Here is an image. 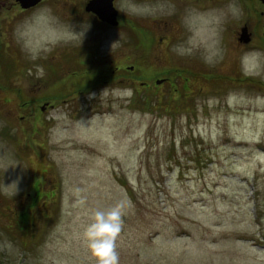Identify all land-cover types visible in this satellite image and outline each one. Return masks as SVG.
I'll return each mask as SVG.
<instances>
[{
  "label": "rangeland",
  "instance_id": "374dc122",
  "mask_svg": "<svg viewBox=\"0 0 264 264\" xmlns=\"http://www.w3.org/2000/svg\"><path fill=\"white\" fill-rule=\"evenodd\" d=\"M86 2L0 0V264H92L96 208L118 264H264V1L114 0L104 27ZM42 7L71 27L31 60L14 31Z\"/></svg>",
  "mask_w": 264,
  "mask_h": 264
},
{
  "label": "clouds",
  "instance_id": "9594fccd",
  "mask_svg": "<svg viewBox=\"0 0 264 264\" xmlns=\"http://www.w3.org/2000/svg\"><path fill=\"white\" fill-rule=\"evenodd\" d=\"M136 14H151V9L147 6H138ZM70 27L58 24L52 10L48 7H42L18 25L14 35L26 56L35 60L42 50H47L48 46L55 43L57 38ZM243 59L244 62H247L248 57ZM38 74H43L42 68L39 69ZM122 91L128 96L132 94L131 88ZM93 95L95 94L89 93V98ZM11 158L9 155V160ZM9 166L15 167L12 163H8L7 168ZM16 191L17 181L0 185V194L14 196ZM120 230L119 208L110 210L96 208L88 213V222L82 225V229L77 235L86 251L87 258L92 261V264H118L115 241Z\"/></svg>",
  "mask_w": 264,
  "mask_h": 264
},
{
  "label": "water",
  "instance_id": "95a60500",
  "mask_svg": "<svg viewBox=\"0 0 264 264\" xmlns=\"http://www.w3.org/2000/svg\"><path fill=\"white\" fill-rule=\"evenodd\" d=\"M20 7L29 8L37 4L40 0H16ZM263 2L264 0H260ZM86 12L93 13L100 21L108 25H117V10L113 5V0H88L84 7ZM248 40L247 28L242 27L238 41L246 42Z\"/></svg>",
  "mask_w": 264,
  "mask_h": 264
},
{
  "label": "trees",
  "instance_id": "16d2710c",
  "mask_svg": "<svg viewBox=\"0 0 264 264\" xmlns=\"http://www.w3.org/2000/svg\"><path fill=\"white\" fill-rule=\"evenodd\" d=\"M93 20L99 26H103V27L106 26L105 23L100 22L95 17L93 18ZM123 20L127 22L126 28L130 31L129 33H131V35L135 36L136 38L138 36V38H139L138 44L135 42L137 44V46L138 47L141 46L144 49V47L141 45L145 41V37L143 36L144 33L142 32L144 29L142 27H139L137 24H135L134 21H130V20H126V19H123ZM119 24L122 25L123 23L120 21ZM0 68L2 69V72H0V73L3 74L4 77H7L6 79L1 81L2 83H0V88H3V89H5V90H7L9 92H13V93L17 94V90H12V87H11L12 84H11V82L9 80V77H10V75L12 73L11 72L12 71V67L9 65L8 61H6V60L4 61V59L2 57L0 58ZM114 69H116V70H114ZM118 70H119V68H116V67L112 68V71H110L108 73L109 78L110 79L115 78L117 73H118ZM92 74H93V77H94V79L92 81H97L98 79H101V80L105 79L104 78L105 76L103 74H106V72H100V74L98 72H94ZM162 74L165 75V73H162ZM208 78L210 79V77H208ZM21 95H23V94H21ZM21 95L19 94V96H21ZM36 186H39V185H36ZM39 192H40V190H39ZM33 201H35V200H33ZM22 215H24V213ZM21 219H22V221H24V218H21Z\"/></svg>",
  "mask_w": 264,
  "mask_h": 264
}]
</instances>
